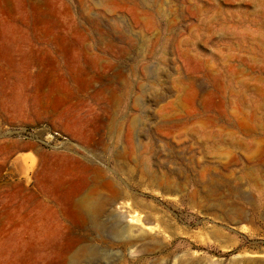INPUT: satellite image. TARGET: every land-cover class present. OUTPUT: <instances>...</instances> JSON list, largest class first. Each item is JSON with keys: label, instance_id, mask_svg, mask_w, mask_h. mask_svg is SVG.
<instances>
[{"label": "rangeland", "instance_id": "obj_1", "mask_svg": "<svg viewBox=\"0 0 264 264\" xmlns=\"http://www.w3.org/2000/svg\"><path fill=\"white\" fill-rule=\"evenodd\" d=\"M0 264H264V0H0Z\"/></svg>", "mask_w": 264, "mask_h": 264}, {"label": "bare ground", "instance_id": "obj_2", "mask_svg": "<svg viewBox=\"0 0 264 264\" xmlns=\"http://www.w3.org/2000/svg\"><path fill=\"white\" fill-rule=\"evenodd\" d=\"M90 211H92V210H90ZM98 225H100V223L98 224ZM97 226V225H96ZM74 258V257H73ZM76 258H77V256H76Z\"/></svg>", "mask_w": 264, "mask_h": 264}]
</instances>
